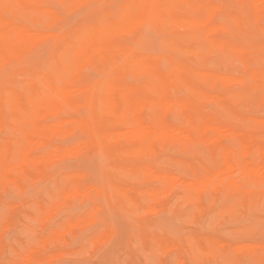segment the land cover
Listing matches in <instances>:
<instances>
[{"label": "bare ground", "instance_id": "obj_1", "mask_svg": "<svg viewBox=\"0 0 264 264\" xmlns=\"http://www.w3.org/2000/svg\"><path fill=\"white\" fill-rule=\"evenodd\" d=\"M15 1L39 4L31 10L46 27L18 22ZM99 1L106 5L100 19L87 14L77 25L73 20L78 12L70 14L74 7L82 8L83 0H0V131H9L0 140V186L20 190L33 172L50 186L61 185L63 198L84 200L95 193L119 200L131 211L136 204L123 182L135 176L156 181L158 187L138 194L161 203L178 178L152 171V165L158 149L179 147L188 152L204 150L211 158L201 171L189 170L191 177L182 181L183 186L178 182L184 201L195 204L198 214L203 198L213 201L217 193L231 200L222 213L232 216L262 199L264 119L246 116L240 109L251 110L264 102V0H119L117 10L115 0ZM89 3L82 12L93 9ZM219 14L223 20L215 23ZM148 25L165 29L166 68L163 55L150 51ZM215 54L235 58L242 69L238 74L223 73L213 65ZM91 69L98 75L87 74ZM174 116L177 122L171 119ZM78 129L85 134L84 142L79 137L83 143L78 139L66 147L58 144ZM81 145L82 150L102 153L109 160L102 181L95 183L93 167V172L88 166L67 172L56 169V160L76 154ZM40 148L45 151L39 155ZM88 171L95 175L94 183ZM145 211L155 212V206L141 212ZM10 224L5 219L0 228ZM116 236L117 231L109 228L94 243L104 245ZM258 247L234 249L257 257ZM218 249L199 251L218 255L222 248Z\"/></svg>", "mask_w": 264, "mask_h": 264}, {"label": "rangeland", "instance_id": "obj_2", "mask_svg": "<svg viewBox=\"0 0 264 264\" xmlns=\"http://www.w3.org/2000/svg\"><path fill=\"white\" fill-rule=\"evenodd\" d=\"M86 1L87 3L93 1L89 3L93 9L90 11L87 9L82 12L83 7L88 8ZM86 1L83 0V3L81 2L82 5L79 4L82 8L74 7L70 14L72 16L73 14L76 15L77 12L79 13V15L78 13L76 15L78 19L74 18L73 20L71 18L73 23L77 25L84 22L87 14L92 15L95 21H98L104 7H106L105 3L99 0ZM118 3L119 0H115L114 10H117ZM53 5L62 12V7L58 3L53 1ZM13 6L16 9L18 22H28L31 26L39 25L37 27L40 28L46 27V24L43 21H39V17L32 13V10L38 7L39 4L23 2L20 5L15 1ZM222 20L223 16L219 14L215 18V23H220ZM146 26L143 27V31L148 29ZM148 26L149 29L146 34L149 36H147V39L149 38L148 44L151 40L152 42L154 40V43L151 42L150 51L153 54L157 51L156 55H163L162 65L165 63L164 67L166 68L168 52L163 49L165 29H157L153 25ZM213 59V65L217 66L223 73L238 74L242 69L241 63L230 56L215 54ZM255 66L256 63L252 59V67ZM88 73L90 76L93 73V76L98 75L97 71H92V69L88 70ZM129 81L131 82L133 79L129 78ZM208 106L213 108L212 104H208ZM232 107L234 106L232 105ZM240 111L246 116L264 119V102H261L260 105H255L254 109L250 110L243 107ZM171 119L174 122L178 121L175 116ZM77 131L75 130V133L73 132L66 137L60 138L58 144L66 147L79 142V140H81L80 143H83L86 138L85 134L79 132V129ZM4 132L7 134H4ZM8 135L9 131L2 128L0 140L3 141ZM80 136L83 137V142L81 138L79 139ZM261 142L264 145V138ZM81 146L78 147L79 150L77 149L76 154L68 155L69 158L64 157L56 160V169L58 171L61 170V172H67V169L68 171L82 170V168L85 169L88 166L86 169L92 170V172L95 169L94 173L98 176L95 181L93 178L95 175L92 177L88 171L91 176H89V180L91 178L92 180L94 179L93 183L94 181L95 183L100 182L98 179L102 181L104 171L109 166V160L102 153H99L103 156L101 160L98 157L100 156L98 152L90 151L86 148L82 150L84 145ZM44 151V148H40L37 154L40 155ZM195 152L196 154H194ZM195 152H188L179 147L160 148L156 154V162L152 165V171H160L171 177H177L178 179H175L178 182L180 180L182 184L190 179L191 173L189 170L201 171L202 168L211 163V158L206 151ZM93 155L96 156L94 157ZM94 159L95 161L93 162ZM96 161H99V164H97L100 166L94 167ZM101 174L103 176H100ZM235 174L232 175L239 176L237 173ZM178 182L175 188L180 184ZM123 184L130 189V197L138 206L135 205L131 211L123 208L119 200H108L102 195H95V193H91L92 195L84 200L73 199L71 201V199L63 198L61 185L50 186L45 179L37 177L33 172H30L29 177L22 181V189H20L22 192L15 186H0V222L9 219L11 223L5 230L3 229L4 231L0 228V240L3 241V247L0 249V264H179L180 261L182 262L180 264H264V197L255 202L253 206H243L235 216H232L222 213V210L230 204L231 200H227L221 193L215 194L213 201L208 196H205L199 205L202 213L198 214L195 204L184 201L183 191L180 190L181 184L179 189L172 188V193L170 192L168 196L162 199L161 203L157 204L138 194L140 190L158 187L159 185L156 181L138 179V176H135V178L125 180ZM181 189L183 190V187ZM207 193L210 194V192ZM174 200L177 202L174 203ZM70 201L72 203H69ZM98 202H100L99 204L102 202L103 205H99ZM57 204H61L62 208L61 206L59 208L56 207L58 206ZM150 205L155 206V212L149 214L146 211L141 212ZM54 210L55 213L53 212V214L52 211ZM95 210L96 213H93ZM108 210L112 212L108 213ZM131 212L134 213L133 216ZM101 213L103 216L101 215L100 218L99 215ZM95 216L97 219L94 222ZM194 216H196L195 220L193 219ZM71 224H73V227ZM109 228L116 230L117 236L107 244H95L94 240ZM153 228H157V231L153 230ZM148 229L152 230L149 231ZM56 234L60 235V237L56 238ZM151 238H153L154 242L150 241ZM43 243L46 244L43 245ZM251 245L260 247H258L259 255L257 257H249L241 252L237 253L234 249L235 247ZM41 246H44L43 249ZM218 247L222 248L218 255H207L199 251V248L205 251H209L210 248L219 251ZM168 248L169 252L166 251ZM192 248L195 249L193 250ZM27 256L29 259L24 260Z\"/></svg>", "mask_w": 264, "mask_h": 264}, {"label": "snow or ice", "instance_id": "obj_3", "mask_svg": "<svg viewBox=\"0 0 264 264\" xmlns=\"http://www.w3.org/2000/svg\"><path fill=\"white\" fill-rule=\"evenodd\" d=\"M33 236H35V234H33ZM36 242H38V241H36Z\"/></svg>", "mask_w": 264, "mask_h": 264}]
</instances>
